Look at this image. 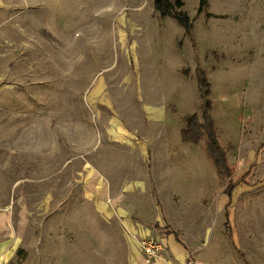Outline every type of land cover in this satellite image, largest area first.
<instances>
[{
    "label": "rangeland",
    "instance_id": "rangeland-1",
    "mask_svg": "<svg viewBox=\"0 0 264 264\" xmlns=\"http://www.w3.org/2000/svg\"><path fill=\"white\" fill-rule=\"evenodd\" d=\"M197 7L183 0L192 21L186 31L153 0H0V241L4 232L13 240L6 264H136L143 238L97 212L87 189L92 169L144 181L156 211L162 203L177 220L173 189L193 201L210 190L186 209H216L228 178L213 174L205 137L180 134L189 115L201 120L199 72L210 83L209 115L231 179L248 172L227 211L231 227L237 215L239 253L258 264L264 0H207L199 14ZM153 150L169 152L166 179Z\"/></svg>",
    "mask_w": 264,
    "mask_h": 264
},
{
    "label": "crops",
    "instance_id": "crops-1",
    "mask_svg": "<svg viewBox=\"0 0 264 264\" xmlns=\"http://www.w3.org/2000/svg\"><path fill=\"white\" fill-rule=\"evenodd\" d=\"M116 138L118 137L111 136L110 139L112 142H115L117 141ZM165 153L169 152H165L164 150L160 152L155 150L151 151L152 158L157 157L163 158L164 160V163H162L163 160L161 161L162 166L159 163L156 166L157 170H161V179H166V177L169 176L163 170L166 162ZM144 155H146L147 158L149 157L147 150H145ZM167 165L171 167L169 163H167ZM181 169L182 167H180V170ZM215 171L216 174L215 172H213V174L220 176L216 168ZM247 173L248 172H244V175ZM156 174L157 173L154 174L153 172L154 184V177ZM244 175H242L241 178H243ZM212 176L211 178L213 179ZM231 177V170H229V176L226 177L228 178V182L224 186L220 197L216 200L215 204H213V207L215 205L217 208L211 209L209 213L206 211H203V213L196 212L197 210L192 209L191 210L195 211V213H191L186 209V206L190 205L191 208L197 206L199 199L202 196L208 195L210 190L209 193L200 195L198 199L193 201L192 199H188L189 195L186 192H183L181 189H179V191L173 189L170 197L172 200H175L176 205L180 206L178 220L170 211L167 212V210L163 208L162 203V211H156V203H151L147 196L145 182L139 179L127 178V180L123 182L120 178L118 179V176L110 177L107 172H103L102 174L92 169L88 173L87 189L93 196V201L98 213L105 216L116 215L122 220L123 224L131 229L140 239L155 238L162 242L165 248L164 251L161 252L159 256L152 258L149 264H252V262L248 261V257H244L239 253V246H236L235 231L236 233H238V231L237 226L235 228V224L237 215L235 217L234 214V226H230L227 207L232 201V191L234 187L241 181V178L232 180ZM230 184L232 188L229 190ZM206 185L207 183L204 181L202 183V192L206 191ZM158 190L157 188V199L160 201ZM228 190L230 194L227 193ZM2 214V219L5 221L6 215L4 212H2ZM164 219H167L172 230L166 231V229L163 228L165 225ZM155 221L159 223L157 228L156 226H150V224ZM178 222L180 224H178ZM216 224H219V227H217ZM1 227L5 229L6 225ZM215 227H217V229ZM223 228L229 235L231 234V241L225 239V234L227 233L223 231ZM216 230L218 231L219 240L213 243L212 234ZM255 233L259 234L258 246L260 247L253 258L258 259L256 263L264 264V250L262 249L264 247V230H261L260 233ZM2 237L3 239L0 241V245L4 244V248L0 251V256L8 254L7 258H3L2 262V264H6L12 254L11 245L13 240L10 238L9 233L6 234V232L2 234ZM200 242L202 247L199 245ZM137 254L138 255L135 257L136 264H147L143 252L137 250Z\"/></svg>",
    "mask_w": 264,
    "mask_h": 264
},
{
    "label": "trees",
    "instance_id": "trees-1",
    "mask_svg": "<svg viewBox=\"0 0 264 264\" xmlns=\"http://www.w3.org/2000/svg\"><path fill=\"white\" fill-rule=\"evenodd\" d=\"M153 4L155 10H157L161 16L172 17L186 31L191 29L192 21L188 14L181 9L183 6V0H153ZM206 4L207 0H198V14L203 11ZM199 75L198 83L202 92V98L204 99L201 120L197 119L195 113L189 115L186 118L185 127L181 129V138L184 141L197 142L205 137L204 146L207 157L213 162L219 175L228 177L230 169L226 163L224 150L218 141L212 118L209 115V110L211 108V101L208 98L210 94V83L202 72H199ZM231 188L232 186L230 184L229 190ZM229 190L227 193H229Z\"/></svg>",
    "mask_w": 264,
    "mask_h": 264
},
{
    "label": "built area",
    "instance_id": "built-area-1",
    "mask_svg": "<svg viewBox=\"0 0 264 264\" xmlns=\"http://www.w3.org/2000/svg\"><path fill=\"white\" fill-rule=\"evenodd\" d=\"M140 243L147 264L150 263L152 258L159 256L165 249L162 242L155 238H143L140 240Z\"/></svg>",
    "mask_w": 264,
    "mask_h": 264
}]
</instances>
